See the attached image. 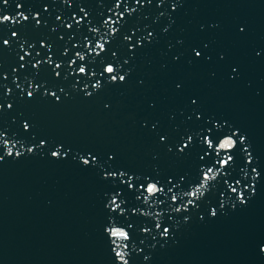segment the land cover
Wrapping results in <instances>:
<instances>
[{"label":"water","instance_id":"95a60500","mask_svg":"<svg viewBox=\"0 0 264 264\" xmlns=\"http://www.w3.org/2000/svg\"><path fill=\"white\" fill-rule=\"evenodd\" d=\"M115 3L0 0V16L16 18L0 22V264H118L112 248L125 243L129 264H264V0ZM89 41L105 50L89 52ZM108 63L116 81L103 72ZM217 123L246 137L252 163L239 135L235 151L219 148L226 136L200 142L195 134ZM57 147L67 154L53 157ZM231 151L223 169L217 153ZM89 153L100 164L84 165ZM105 171L166 187L140 196ZM236 180L246 203L228 188ZM116 189L123 213L109 207ZM112 228L128 230L130 242Z\"/></svg>","mask_w":264,"mask_h":264},{"label":"snow or ice","instance_id":"6c2138e0","mask_svg":"<svg viewBox=\"0 0 264 264\" xmlns=\"http://www.w3.org/2000/svg\"><path fill=\"white\" fill-rule=\"evenodd\" d=\"M4 4L6 5L8 3V0H3ZM19 7V5H18ZM115 8H119L120 7V0H116V3L114 5ZM126 11H130L129 9H125ZM19 17H21L24 20H27L28 17L25 16L22 12L17 14ZM38 15V14H37ZM85 16H87V12H85ZM123 13H119L118 14V19L119 17H122ZM16 18L9 16L7 14L0 16V22H4V21H13L15 22ZM83 20V17H81L80 19L77 20V23H80ZM109 21L112 22V24H115L118 22L117 21H112L111 17H109L107 20L104 21L105 24H108ZM39 23V21H37ZM69 28L72 27L71 24L67 25ZM117 31V29L115 28L114 33ZM13 36L16 35L15 32L12 33ZM151 35V34H150ZM126 39L130 40L131 37H126ZM85 41H88L87 38H85ZM4 44H8L9 41L8 40H4L3 41ZM137 43H140V41L138 40ZM85 46V45H84ZM129 47H134L132 45H129ZM87 48L89 52H92L94 50H96L97 48H99V51H96V54L99 55L100 52L105 50V47L103 44L97 45L95 44V47L91 46V41L88 42L87 44ZM196 55L199 56L200 52H196ZM75 56L77 58H79V60L84 61V57L80 56L79 52L75 53ZM21 60L24 59L23 56L20 57ZM39 63V61L37 62ZM48 63H52L51 59L48 60ZM76 60L73 59L72 61H70V64H75ZM61 65L59 63H57L55 65L56 68H59ZM21 67H23V65H21ZM78 72L80 74H85L87 72V68L86 66L82 63L78 69ZM103 72L110 74V79L111 81H116L117 80V75L115 74L117 72V68L113 67L112 63H108L107 67H104ZM93 75H95V73H92ZM57 76L60 75L59 72L56 73ZM119 80L123 81L125 80V76L124 75H119ZM31 87V85H30ZM94 88H98L100 87V81H96V83L93 85ZM36 88H39V85L36 86ZM85 88H87V85H85ZM10 91V90H9ZM35 91V89L28 91L27 95L29 97L33 96V92ZM89 95L91 93H88ZM51 95L55 96L57 100L60 99L59 96L56 95L55 92L51 93ZM9 107H11V105H9ZM23 127L25 129L29 128V124L28 123H24ZM213 129H215V133L213 132ZM5 133L4 132H0V136H4ZM197 137H199L200 142L203 144L204 142H209L211 143V141H216L219 140L221 137H225L222 142L219 143V148L220 149H225V150H233L235 151V149L238 146V141L236 138L237 135H239V143L242 145H245L243 148V151L246 153V164L248 163H252V156L251 153L248 152L247 150V146H246V137L242 134H239L238 130H233L231 128H228L227 131L224 130V126L217 124H214L213 127H210L207 129L206 133L201 135L199 132H197L195 134ZM215 136V139H214ZM161 140H164L165 137L161 136L160 137ZM193 142V135L189 134L186 136V139H182V141L177 145V151L179 153H183L185 151V149H188L190 144ZM5 148L8 152L9 155L12 154V147H8L9 144V140H4L3 141ZM16 143V141H11V144ZM41 144H44L45 142L43 140L40 141ZM33 149L29 148L28 151L31 152ZM233 151L226 153V158H219V153H217L218 156V163L222 166L223 169L228 168L230 165H232L234 163V156L231 154ZM17 156L21 155V153L19 151H17L15 153ZM67 153H62L60 150V147H57L56 150L51 152V155L53 157H60L61 155H66ZM89 156H91V153H89ZM0 159H2V157H0ZM109 159H112L111 156H109ZM203 159V157H201V160ZM80 160L84 165H89L90 163H96V164H100V162L97 160V158L95 156H91V160L89 159L88 156H84L81 155L80 156ZM101 167H103V165H100ZM212 168L208 169V172H211ZM252 172L254 174V178L259 176V172L256 168L252 169ZM104 176L106 178H112L114 182H118V185H125L127 189H132L134 191H137L139 193L140 196H144V193H148L149 195H154L157 192L163 191L164 187H166L165 185L163 187H158V184H160V180L152 178V180L156 181V182H149V180L147 179V176H145L144 178L141 177H135L134 175H129L127 172L125 171H105L104 172ZM204 179L207 180L209 179V176L207 174V172L204 174ZM184 180V177H180L179 180H176L175 182L172 179H169L167 181V188L169 190L176 188V184L178 182H182ZM225 183H227V180H225ZM241 182L239 180L234 181L231 184H228V188L232 193H236L238 195V198L240 200L241 203H246V198L245 195L243 193V191L238 192L237 187L233 186V184L235 185H239ZM138 185V188H137ZM245 187H249L248 185H245ZM119 188V187H117ZM252 190H255L254 185L252 186ZM199 191V189H197L196 191L192 192L191 195L192 196H196L197 192ZM120 196V193L117 191V189L111 194L110 200H109V207L110 210L115 212V211H119L120 213H123L125 211L124 208L121 207L120 203H117V200ZM146 198V197H145ZM173 199H175V196H173ZM181 204H183V201L180 202ZM195 202L192 200L188 201V204H194ZM179 210V209H177ZM211 214L213 216L216 215V209H212ZM155 227L157 229H160L162 227L161 224L157 223L155 225ZM105 231H109V229H105ZM143 232L148 233L150 231L149 228L145 227L142 229ZM110 235L111 237H115V238H122L124 241H129L131 240V235L130 232L128 230H125L124 228H112L110 230ZM161 236H168L169 235V228L168 227H163L162 232H160ZM113 243H115V241H113ZM122 248L121 251H116L115 248H112V251L115 253V257L116 260L118 262V264H129V260L127 259V257L124 254V250H128L129 245L127 243L123 244L122 246H119ZM260 250L262 252H264V245H261Z\"/></svg>","mask_w":264,"mask_h":264}]
</instances>
